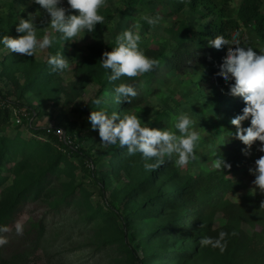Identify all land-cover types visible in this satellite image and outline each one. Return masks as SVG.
Here are the masks:
<instances>
[{
    "label": "rangeland",
    "instance_id": "374dc122",
    "mask_svg": "<svg viewBox=\"0 0 264 264\" xmlns=\"http://www.w3.org/2000/svg\"><path fill=\"white\" fill-rule=\"evenodd\" d=\"M145 1L147 4L142 10L130 17L124 14L131 10L130 1L107 0V6L102 8L100 13L105 17V22L97 24L93 33H83L84 37L77 42H58L67 49L63 55L69 59L71 69L56 73V76L60 78L57 80L60 85L59 88L57 87L59 90L51 87V89L30 91L21 96L29 75L46 62L49 55H55V53L53 54L51 48H48L38 51L32 57L16 55L0 42L2 45L0 47V91H3L2 93L6 96L0 101V108L7 107L10 110L8 124L4 126V130H0V137L15 139L11 143L13 154H15L10 152L11 159L7 160L1 169L0 181H3L0 182V202L11 200L15 194L12 187L16 178L14 166L17 160L22 158L26 141L39 142L30 148V152L35 151L39 157L32 168L39 171L41 165L45 163L42 161L44 148L40 147L46 136L38 134L40 131H37V128H47V131L54 130L55 133L61 128L71 140L69 133H72L73 143L86 148L91 155V158L69 155L73 168L68 171L69 168L66 166L60 173H56L50 182L55 193L37 196L34 192L21 200L12 218L3 225L9 227L11 231L3 233L7 236L9 243L0 247L1 264H119L116 258L131 257V248L127 242L138 251L141 257H147V264H212L214 256L221 254L219 249H213L210 246L202 247L198 243L201 237L186 230V226L176 228L178 224L175 223L178 218L185 219L189 225L195 222V213L199 210V206L192 202H185L181 209L164 206L157 214L138 216L134 220L129 218L128 227L123 219L108 211L112 203L121 214L125 215L131 211L133 204L128 201L130 197L120 189H123L132 178L145 179L154 172L146 188L136 192L133 197V201H136L138 205L147 206L148 201H153L151 197L158 193H167L174 183L178 182L183 186L184 183L192 181L195 176L213 168L215 158L211 155L208 145H219L225 135L226 118L222 105L229 97V90L213 84V89L207 91L201 86L199 79L207 78L213 70L219 72L223 60L220 57L214 59L208 69L170 71L168 76H162L153 85L151 93L143 95L141 102L126 111L139 116L142 122L150 127L172 131H177L174 128V116L186 113L195 121L194 129L202 137L196 149L199 159L181 168L175 165V157L172 160L165 158L164 169L177 171V176L168 181L156 169L145 170L146 161L143 159L138 161L132 172L124 169L121 177L114 178L111 175V181L102 183L104 187L102 189L96 174L104 175V170L109 167V153L119 147L118 143L101 144L98 129L93 130L88 119L93 109V101L98 99L102 102L105 97L104 91L98 82L92 81L85 86L77 98L67 100V89L77 79L75 73L84 67L87 55L90 53L91 42L103 39V41L115 43V37L118 34L125 30H132L139 32L140 47L145 54L155 49H166L170 52L177 44L172 29L177 28L180 17L192 24L196 30H200L209 23L207 18H203L199 12L189 7L185 8L182 14H175L170 6V0ZM63 6L67 7V0H64ZM37 11L40 12L36 20L39 28L38 38L42 39L45 32L58 38L60 34L55 33L48 25L49 15L32 0H0V31H2L3 23H7V19L11 18L12 24L17 26L20 18L27 19L29 13ZM143 15H160L163 20L159 25L152 27L141 19ZM137 25H139L138 28ZM245 32L247 46L264 50V42L260 40L252 27H246ZM5 35L16 37L19 33L1 35L0 32V40ZM30 104L32 106H29ZM108 104H104L103 110L108 108ZM116 112L123 115L120 110ZM108 114L111 115V113ZM19 119L20 122H18ZM53 141L58 149L62 148L58 142ZM260 155L264 153H259L257 149H251L249 156L244 155L246 163L235 178H242L246 186L237 192L227 194V197L239 208L247 205L255 206L259 198L261 201L264 200V194L258 190L254 197L248 194L252 181L255 179L249 173V168L254 167V161ZM155 162V159L147 161V163ZM26 169L29 170L30 167L26 166ZM149 185L153 187L150 189ZM22 188L23 186L18 187V191ZM183 190L188 195L191 188ZM84 191L90 193L89 199L94 208L102 206L106 214L96 215L91 209L82 207L79 200L86 198ZM178 197L177 193L172 198L178 200ZM154 208L158 209V206H149L147 210L152 211ZM80 213L87 218H80ZM212 213H210L212 217L206 218L205 222L208 225L211 222L213 230L222 228L229 222L220 210L214 209ZM38 219H43L44 227L37 237L30 238L26 234L28 224ZM17 221L24 225L23 235H17L15 232ZM235 224L240 225L248 235L253 236V243L247 246L243 242L242 246L240 245L243 248L233 251L232 243L227 241V249L221 255L232 256L234 252L235 256L239 255L236 259L238 264H264V225L254 228L247 221L240 220ZM124 229L127 230L126 235ZM254 229L261 231L260 234L257 235ZM260 245L262 248L258 249ZM183 251L186 254H183ZM136 264L141 263L136 262Z\"/></svg>",
    "mask_w": 264,
    "mask_h": 264
},
{
    "label": "trees",
    "instance_id": "16d2710c",
    "mask_svg": "<svg viewBox=\"0 0 264 264\" xmlns=\"http://www.w3.org/2000/svg\"><path fill=\"white\" fill-rule=\"evenodd\" d=\"M128 1L131 2V10L130 12L126 11L124 14H127L130 17L135 13H139L143 6L147 4L145 0ZM170 6L175 14H182L183 10L189 7L192 10L199 12L203 18H207L209 23L206 26H203L200 30H196L192 24H189L183 17H180L177 28L172 29L177 42L176 46L170 52L166 51V49H155L151 51V53L145 54L149 58L158 60L159 64L153 71L135 79L122 77L120 80L110 82L108 76L111 72L110 70H105L101 66L100 61L103 52L111 51L116 45L114 42L103 41V39L91 42L89 46L90 53L87 55L85 65H83L84 67L75 73L77 79L73 81L69 89H67V100L71 101L77 98L79 93L88 83L95 81L101 85L105 97L102 100L103 103H94L91 111L103 110L104 104L109 103L108 108H106L108 113L120 110L121 114H125L128 108L141 102L143 95L151 93L153 85L157 83L162 76H168L167 74L170 71L179 70L185 72L194 71L196 69H208L214 59L220 57L223 60L227 53V46H224L221 50H216L215 48L208 46V41L214 39L216 35H224L227 38L230 33L238 31L240 32L241 40L243 41L245 39L246 27H252L256 35L262 40V42H264V0H239L238 2L237 0H170ZM6 22L7 23H3L1 26V35L8 33L15 34L16 26L12 24L11 18L7 19ZM1 46L2 45H0V47ZM62 46L63 45L60 43L52 46L51 52L53 54L59 52L62 54L65 53L67 49ZM253 49L256 50L258 54L263 50L259 47H254ZM217 73L218 71L213 70L207 78L201 77L199 79L201 86L207 91L213 89V84H216L219 87H225L229 90V86L234 83V80L229 76V80L225 81L221 76L217 75ZM57 80H60V78L56 76V73L51 72L50 66L46 61L29 75V78L22 89L21 96H24L30 91L51 89V87L56 88L57 90L60 87ZM120 83L131 84L135 87L137 95L129 98L131 99V103L122 102L117 105L114 103V88ZM2 92L3 91H0V101L6 98ZM121 100L123 101L124 98L121 97ZM18 104L23 105V103ZM96 105L97 107H94ZM29 106L32 105L30 104ZM244 107L245 104L241 97H233L231 95H229L227 101L222 105V111L226 118V126L224 128L225 135H223L219 143L220 149L217 148V153L218 155L223 156L227 163L231 164L230 170L224 169L223 171H219L212 168L195 176L192 181L184 183L183 186L176 182L167 193H158L154 197H151L150 199L153 201H148L147 206L138 205L136 201H133V197L136 192L143 191L146 188L153 178L154 172L148 175L145 179L136 180L135 178H132L125 184L123 189H120L130 197L128 198V201L133 204L131 211L125 215L123 213L121 214L112 203L109 205L110 211H108V213H114L119 218L123 219L128 227L129 218L134 220L138 216H147L150 213L157 214L161 208H164V206L181 209L185 202L188 201L199 206V210L195 213L196 220L189 225L185 219L178 218L175 223L178 224L176 228L186 226V230H190L195 236L201 238L205 236L218 238L221 231L227 232L229 233L227 241L232 243L233 251L243 248L241 247L243 242H245L247 246H250L254 240L253 236L248 235L246 230L240 225L237 226L235 222L239 220L241 222L247 221V223L251 224L254 228L258 225L263 226L264 208H260L261 200L259 198L258 203L255 206H240V208L242 207L240 209L227 197L229 192H237L242 187L246 186V183L242 178H235L246 163L242 151L245 148V145L234 138L236 128L230 122L232 118L242 114V109ZM9 116L10 110L7 107L0 108V130H4V126L8 124ZM248 126H250V119L243 122V127ZM37 131H40L38 134H45L46 136L44 143L40 147L44 148V157L42 155V161H45V163L43 166L41 165L39 171H35L32 168L39 157H37L35 151L30 152V148L32 145L39 144V142L32 141L30 143L29 141H26L24 143L25 148L22 151V158L17 160L14 166L16 178L12 187L15 194L11 200L0 202V227L5 225L12 218L13 212L19 206L21 200L27 198L28 195H31L34 192L37 193V196L55 193V189L51 186L50 182L53 177H55V174L60 173L66 168V166L69 168L67 169L68 171L73 168V163L69 161V155L73 154L85 158H91V155L86 148L80 147L75 143H73L72 146L67 145L61 140L59 135L54 132V130L47 131V128H37ZM69 135L74 142L72 133H69ZM0 138L1 176L3 165L6 164L7 160L11 159L9 157L10 152L13 154L11 143L14 142L15 139H7L6 137ZM53 140L58 142L60 144L59 146H62V148L58 149L56 144L53 143ZM65 147L66 150L64 151ZM258 147L259 142L254 144L252 149H257ZM140 160H143L140 153L130 156L128 155L126 148H121L120 146L118 148L116 147L109 153V167L104 170V175L96 174L98 181L102 186V183L111 181V175L114 178L121 177L124 169L132 172ZM26 166H29L30 169L27 170ZM156 171H159L161 176H164L167 181L170 178H175L177 176V171L175 169L167 171L164 169L163 164L156 168ZM22 186L23 188L18 191V187L20 188ZM148 187L151 189L153 186L149 185ZM189 187L191 188L190 194L186 195L185 190L183 189ZM102 189H104L103 186ZM102 193L104 194V190ZM177 193L179 197L178 200H175L172 197ZM84 194L86 198L79 200V203L83 205L82 207L91 209L93 214L96 215L106 214L104 207L100 206L94 208L93 203L89 199V192L87 193V191H84ZM66 199L67 197L65 200ZM152 203H154V205H151ZM149 206H158V209L154 208L152 211H148L147 208ZM214 209L220 210L229 219V222L224 227L213 230L211 222L208 225L205 220L206 218L208 219V217H212L211 215L213 214L212 212ZM80 216V218H87L81 215V213ZM43 222V219L30 221L26 233L27 236L30 238L37 237L38 233L40 234L44 227ZM201 224L204 226L200 227ZM123 231L126 235L127 230L124 229ZM233 231L237 232L238 235L231 236ZM254 231L257 235L261 232L255 229ZM127 244L131 248V257H124V259L123 257H119L116 258V261H119V264H136V262L147 264V257H141L138 251L131 247L130 243L127 242ZM261 246L262 245H260L258 249H261ZM183 254H186L185 251H183ZM236 255L237 256L232 252V256L225 257L221 254L214 256L212 264H238L236 259L239 255Z\"/></svg>",
    "mask_w": 264,
    "mask_h": 264
},
{
    "label": "clouds",
    "instance_id": "9594fccd",
    "mask_svg": "<svg viewBox=\"0 0 264 264\" xmlns=\"http://www.w3.org/2000/svg\"><path fill=\"white\" fill-rule=\"evenodd\" d=\"M32 2L49 15L48 25L60 35L57 38L45 32L42 39L38 38L39 28L36 20L40 12L29 13L27 19H19L16 26L18 36L5 35L0 40L13 54L32 57L38 51L51 48L59 41L77 42L84 37L83 33H93L97 24L105 22V17L100 13L101 9L107 6V0H67V7L63 6L64 0H32ZM141 19L155 27L161 23L163 17L143 15ZM77 37H79L78 40ZM140 42L141 36L138 31L125 30L115 37L116 46L111 51L103 52L100 63L105 70H110L111 74L108 76L110 82L120 80L122 77L135 79L153 71L158 66L159 61L146 56L140 47ZM247 43L246 39L241 40V34L238 31L230 33L227 38L224 35H216L214 39L208 41V46L216 50L227 46L226 56L217 75L225 81H228L231 76L234 83L229 86V95L241 97L244 101L245 107L242 109V114L235 116L230 122L236 128L234 138L245 145L242 150L245 156L251 155V149L257 142H259L257 151L264 153V50L258 54L251 46H246ZM47 63L52 73L71 70L69 59L62 53L49 55ZM114 92L117 104L131 103L129 98L137 95L135 87L126 83H120L114 88ZM121 97L124 98L123 101ZM93 102L100 103L98 99ZM88 119L92 129H98L101 144L118 143L121 148L127 149L130 156L140 153L146 161L145 170L151 171L158 168L165 162V158L172 160L175 157V165L181 168L199 159L196 149L202 137L194 129L195 121L186 113L173 117L174 128L177 131L150 127L135 114L125 113L121 116L117 112H112L109 115L107 110L91 111ZM249 119L250 126L243 127V122ZM208 148L211 155L215 157L212 165L215 170L231 169V164L217 153L220 145L209 144ZM152 159L156 162L147 163ZM249 173L255 179L252 181L248 194L254 197L257 190L264 194V155L255 159L254 167L249 168ZM260 208H264V200L260 202ZM203 226L201 224L200 227ZM10 231L11 229L7 226L0 227V247L9 243L7 236L3 233ZM23 231V223L17 221L16 234L23 235ZM237 235L235 231L231 233V236ZM228 236L229 233L221 231L218 238L205 236L198 243L202 247L210 246L213 249H219L223 254L227 249Z\"/></svg>",
    "mask_w": 264,
    "mask_h": 264
},
{
    "label": "built area",
    "instance_id": "2783aa9c",
    "mask_svg": "<svg viewBox=\"0 0 264 264\" xmlns=\"http://www.w3.org/2000/svg\"><path fill=\"white\" fill-rule=\"evenodd\" d=\"M18 122H20V119L18 120ZM56 133L59 135V137L65 141L67 144H69L70 146L73 145V141L71 139H69L66 135V133L63 131V129L59 128L56 130Z\"/></svg>",
    "mask_w": 264,
    "mask_h": 264
}]
</instances>
